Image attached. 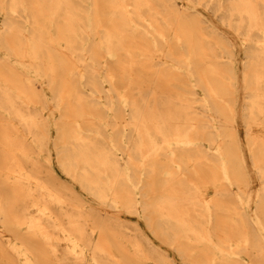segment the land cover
I'll return each instance as SVG.
<instances>
[{
    "label": "bare ground",
    "instance_id": "6f19581e",
    "mask_svg": "<svg viewBox=\"0 0 264 264\" xmlns=\"http://www.w3.org/2000/svg\"><path fill=\"white\" fill-rule=\"evenodd\" d=\"M0 264H264V0H0Z\"/></svg>",
    "mask_w": 264,
    "mask_h": 264
},
{
    "label": "rangeland",
    "instance_id": "374dc122",
    "mask_svg": "<svg viewBox=\"0 0 264 264\" xmlns=\"http://www.w3.org/2000/svg\"><path fill=\"white\" fill-rule=\"evenodd\" d=\"M204 13V12H203ZM204 15L208 18L209 16L207 15V13H204ZM213 24H215L214 22H212ZM235 47H236V52H237V62H236V67L238 69V72H239V75H238V79H239V83H240V80H241V60L243 59V52L241 50V48L239 47V45L236 43L235 44ZM240 85H239V90H240ZM48 97L49 94H47ZM238 106H237V117H236V120H237V123H238V136H239V143H240V147H241V153L243 154L244 156V159L246 161V167L248 168V173H249V176H250V179L253 183L256 182V174H255V171L252 169L253 166L251 164V158H250V153H249V150L247 148V144L245 142V139H244V132H243V128H242V122H241V118H240V112H241V108H242V97H241V94H240V91H239V96H238ZM56 116H51V125H52V128H51V134H52V137L55 136V130H54V123H55V118ZM51 152H52V164H53V168L55 169L56 171V174L63 178L64 180H66L67 182L69 183H73L72 180L68 177H66L64 175V173L62 172V170L60 169L61 167L59 166L58 162H57V158H56V155H55V152H54V148H53V144L51 143ZM255 192V191H254ZM82 197L85 198L88 202H90L91 204H93L95 207H101L99 205V202L92 196H90L89 194H87L86 192H83L81 191L80 192ZM252 210H253V205H249L248 207V213L251 214L252 213ZM124 220L126 221H133V222H137L139 223L141 226L146 227L145 223H144V220L141 219V217L139 216H123L122 217ZM172 254V252H170Z\"/></svg>",
    "mask_w": 264,
    "mask_h": 264
}]
</instances>
